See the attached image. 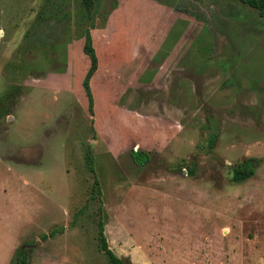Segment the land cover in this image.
<instances>
[{
	"label": "rangeland",
	"instance_id": "rangeland-1",
	"mask_svg": "<svg viewBox=\"0 0 264 264\" xmlns=\"http://www.w3.org/2000/svg\"><path fill=\"white\" fill-rule=\"evenodd\" d=\"M166 1L94 0L88 18L81 0H0V264L21 247L31 264H108L99 216L128 264H264V16L183 0L163 31ZM245 158L254 175L231 182Z\"/></svg>",
	"mask_w": 264,
	"mask_h": 264
},
{
	"label": "trees",
	"instance_id": "trees-1",
	"mask_svg": "<svg viewBox=\"0 0 264 264\" xmlns=\"http://www.w3.org/2000/svg\"><path fill=\"white\" fill-rule=\"evenodd\" d=\"M237 1L243 5H246L252 9H255L259 11V14L261 16H264V0H234ZM82 6L85 9L86 15L89 18L90 13L93 10L94 6V0H81ZM83 53L88 57L89 59V67L86 71V77L84 78L82 85L85 90V94L88 98V106L91 108L92 106V97L90 94V88H89V78L93 75L97 68V57L94 52V47L92 43V36L90 34L89 29L87 28L84 32V42L82 47ZM217 134L213 133L208 138V149L211 150L215 143H216ZM130 157L133 160V162L136 165H144L149 161V155L145 153L144 151H137V150H131L130 151ZM89 167L91 170H93L92 164H91V158L88 159ZM190 175L193 174V170L189 169L187 171ZM255 173V164L252 162V159L245 158L240 162H237L232 170H231V176L230 181L237 183L244 181L250 177H252ZM93 190V197L95 195H98L100 193V187L99 182L95 178L93 180L92 185ZM97 230H98V246L102 250L106 261L108 264H128L127 262L123 261L121 258L116 256L112 249L109 247L108 242L106 240V236L104 234V224L102 221V216H99L98 222H97ZM16 261L15 264H31L30 261V253L26 247H21L18 249L16 253Z\"/></svg>",
	"mask_w": 264,
	"mask_h": 264
},
{
	"label": "crops",
	"instance_id": "crops-1",
	"mask_svg": "<svg viewBox=\"0 0 264 264\" xmlns=\"http://www.w3.org/2000/svg\"><path fill=\"white\" fill-rule=\"evenodd\" d=\"M180 1H183V0H168V1H166L167 3L168 2H173L172 6H171L173 9L171 11H169V12H165V6H163L162 9H158V8L155 7V10L157 12V16H156V20L155 21H157V25L162 23L163 20L166 21L165 25H163V28H162L163 31H165L164 30L165 27H168V24L173 25L177 18H180L181 16H184V12L178 11V9H179L178 4H179ZM162 11H164V13ZM161 16H162V18H161ZM170 18L173 19V20H170ZM184 28L185 27L182 28L183 29L182 36L180 37V35H179V40H182V39L185 40V29ZM155 30L158 32L159 31V26L156 27ZM151 38H153V36H151ZM155 44H156V41H154V45ZM200 47L201 48L204 47L205 51H200L199 48L194 47L192 51H195V52L192 53L191 51H188L185 47L177 48L176 46H174L171 49H168L169 48L168 47L166 49V51L164 53H161V54L164 57L163 59H165L167 62H169L170 65H175L174 68L177 71H174V72H180V70H183V69H180V65H182V64H180L181 57L185 55L186 51H188L190 55L205 54V53H209L210 52V51L207 52V49H210L208 47V41L206 42V44H204V46H200ZM158 48H159V44L156 47V50ZM170 62H173V63H170ZM174 68L172 67L171 70H174ZM171 70H168V71L170 72Z\"/></svg>",
	"mask_w": 264,
	"mask_h": 264
},
{
	"label": "flooded vegetation",
	"instance_id": "flooded-vegetation-1",
	"mask_svg": "<svg viewBox=\"0 0 264 264\" xmlns=\"http://www.w3.org/2000/svg\"><path fill=\"white\" fill-rule=\"evenodd\" d=\"M84 8V7H83ZM93 8H94V6H93ZM85 10V9H84ZM86 13V12H85ZM91 14V13H90ZM87 16V15H86ZM94 74V73H93Z\"/></svg>",
	"mask_w": 264,
	"mask_h": 264
},
{
	"label": "water",
	"instance_id": "water-1",
	"mask_svg": "<svg viewBox=\"0 0 264 264\" xmlns=\"http://www.w3.org/2000/svg\"><path fill=\"white\" fill-rule=\"evenodd\" d=\"M137 151H140L139 149H136Z\"/></svg>",
	"mask_w": 264,
	"mask_h": 264
}]
</instances>
